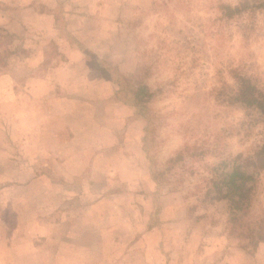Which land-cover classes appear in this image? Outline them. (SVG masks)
<instances>
[{"label": "rangeland", "instance_id": "374dc122", "mask_svg": "<svg viewBox=\"0 0 264 264\" xmlns=\"http://www.w3.org/2000/svg\"><path fill=\"white\" fill-rule=\"evenodd\" d=\"M242 78L264 96V0H0V264H264Z\"/></svg>", "mask_w": 264, "mask_h": 264}, {"label": "trees", "instance_id": "16d2710c", "mask_svg": "<svg viewBox=\"0 0 264 264\" xmlns=\"http://www.w3.org/2000/svg\"><path fill=\"white\" fill-rule=\"evenodd\" d=\"M221 8L225 11V15L229 19L239 14L242 7H240L239 5L233 7H230L229 5H222ZM97 68L99 69L105 80L116 83L118 87V90L116 91L117 95L126 91L123 84V81L125 79L123 76H121V74L116 73L115 75H112L108 72L109 70L105 66H97ZM129 93L130 105L134 106L137 109L138 113L144 114L145 103L147 102L146 100H148L151 96L150 94H148L147 88L144 85L137 83L133 88L130 89ZM236 99L247 107H253L256 110H259L264 116V96L258 93L255 87L245 78L240 79V83L236 90ZM253 165L257 169H264V145L258 149L256 153V161L253 163ZM249 177L250 176H246L244 165L238 163V160L235 159L231 168L228 171L224 170L221 185L233 189L236 188L235 181L241 180L242 182ZM230 206L231 211L229 212L233 213L232 216L235 218L237 216L235 215V213L241 210V206L236 201H230ZM263 228L264 227L258 226L256 231H251L252 234L250 238L252 239L254 244H257L259 241L264 240V230H262Z\"/></svg>", "mask_w": 264, "mask_h": 264}, {"label": "crops", "instance_id": "0c3cea01", "mask_svg": "<svg viewBox=\"0 0 264 264\" xmlns=\"http://www.w3.org/2000/svg\"><path fill=\"white\" fill-rule=\"evenodd\" d=\"M42 1H44V0H42Z\"/></svg>", "mask_w": 264, "mask_h": 264}]
</instances>
